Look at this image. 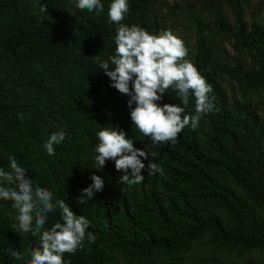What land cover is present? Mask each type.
<instances>
[{
  "label": "trees",
  "instance_id": "16d2710c",
  "mask_svg": "<svg viewBox=\"0 0 264 264\" xmlns=\"http://www.w3.org/2000/svg\"><path fill=\"white\" fill-rule=\"evenodd\" d=\"M161 1L127 0L122 23L158 35ZM75 2L0 0V168L10 171L14 156L54 202L65 200L89 221L83 246L65 253V264H261L255 252L264 253V119L247 92L264 91V25L255 13L245 18L250 0H206L209 20L194 11L189 60L212 86L215 110L196 130L186 126L175 143L159 145L133 124L129 97L98 67L95 56L108 59L116 47L112 0H101L99 14ZM194 99L186 113L194 114ZM158 103L183 107L172 88ZM113 126L160 171L145 169L144 180L128 186L113 160L98 168L97 132ZM53 132L65 139L50 156L44 144ZM93 175L103 178V190L79 198ZM12 204L0 198V264H29L38 238L20 233ZM60 220L59 210L49 213L45 227ZM200 245L211 250L197 254Z\"/></svg>",
  "mask_w": 264,
  "mask_h": 264
},
{
  "label": "clouds",
  "instance_id": "9594fccd",
  "mask_svg": "<svg viewBox=\"0 0 264 264\" xmlns=\"http://www.w3.org/2000/svg\"><path fill=\"white\" fill-rule=\"evenodd\" d=\"M75 6L89 12L103 11L101 0H76ZM42 12H47L42 5ZM129 12L127 0H112L108 9L109 21L116 24L115 51L108 59L99 60V69L111 80V87L129 97L127 100L133 124L153 145L175 143L178 135L188 126L199 127L203 116L215 110L209 98L212 86L196 65L186 57L188 49L184 41L171 30L152 34L139 25L122 23ZM172 88L182 106L158 103ZM194 97V114L186 113L190 99ZM99 143L95 146V161L103 168L107 160H113L117 171H122L119 182L128 186L144 180L143 171L159 172L158 164L145 149L137 148L127 132L118 127H105L97 132ZM65 139L63 132H53L44 144L47 153L55 155L54 145ZM148 161L145 165L144 161ZM10 171L0 168V198L12 201L18 212L16 220L20 233H31L38 238L31 251L29 264H65V253H75L83 246L89 221L77 215L63 199H56L46 187L34 184L26 170L14 156L9 157ZM93 181L81 190L79 198L94 199L104 188L101 176H91ZM81 202H83L81 200ZM59 210L61 220L46 228L49 213ZM89 241L94 240L88 234ZM10 255L21 258L19 251Z\"/></svg>",
  "mask_w": 264,
  "mask_h": 264
},
{
  "label": "rangeland",
  "instance_id": "374dc122",
  "mask_svg": "<svg viewBox=\"0 0 264 264\" xmlns=\"http://www.w3.org/2000/svg\"><path fill=\"white\" fill-rule=\"evenodd\" d=\"M206 0H162L159 5V11L163 23V31L171 30L173 34L177 35L184 41L185 46L188 49V56L190 58L195 51V34H194V11L201 10V15L205 16L207 20L211 17L207 15V8L203 6V2ZM225 12L230 21L233 19V15L228 7H225ZM245 18L251 20L253 14H256L257 19L264 25V0H250L249 5L245 7ZM228 49H231L229 43H226ZM227 90L230 91V86L227 82H224ZM264 97V91H248L247 98L256 106L260 115L264 119V110L262 109V101ZM205 250L210 251L209 247L200 245V248L195 249V253L202 254ZM225 255H231L235 258L237 255L232 251H224ZM257 260L264 264V253L255 252ZM240 261L245 263V259L239 258Z\"/></svg>",
  "mask_w": 264,
  "mask_h": 264
}]
</instances>
